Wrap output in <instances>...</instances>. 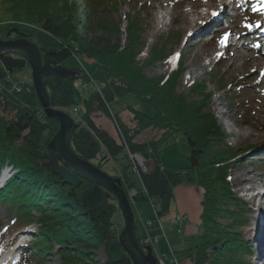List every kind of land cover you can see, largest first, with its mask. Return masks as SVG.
Here are the masks:
<instances>
[{"label":"trees","instance_id":"obj_1","mask_svg":"<svg viewBox=\"0 0 264 264\" xmlns=\"http://www.w3.org/2000/svg\"><path fill=\"white\" fill-rule=\"evenodd\" d=\"M127 2L133 3V12L127 14L122 31L121 20L112 18ZM22 5L33 14L34 28L28 30V37L42 55L50 51L57 64L70 55L95 62L91 69L42 78L51 107L67 110L74 121L68 136L74 153L101 170L109 159L121 161L110 176L122 179L130 203L153 202L156 197L153 210L158 218L170 210L177 186L202 188L200 231L188 254L191 264H253L255 252L244 235L249 218L243 199L228 180L239 159L236 149L224 142V129L210 110L215 93L207 89L205 80L183 82V61L180 58L173 67L164 49L171 36L162 38L164 43L147 45L144 34L150 24L135 15L144 8L143 0H83L87 7L83 13L71 0H13L11 7ZM123 32L124 45L111 40ZM161 61L172 67L170 72L148 75L147 69ZM214 69L208 74L220 85ZM6 77L1 67L0 80ZM76 79L96 87L83 95ZM17 88L8 92L0 87V170L5 164L16 169L0 189V203L9 202L15 212L11 226L1 231L0 251L15 233L34 226L29 242L19 249L23 264H49L54 255L60 264H125L97 259L103 244L119 234L112 223L113 214L120 212L117 200L107 196L101 208L85 211L82 192L91 183L85 179L78 187L64 183L43 156L59 123L43 114L32 81ZM126 95L148 103L155 114L149 116L130 105L111 111L109 102ZM229 99L232 112L248 117V100ZM176 135L190 147L189 165L170 170L161 166L160 154L175 144ZM130 154L138 155L146 167L136 174L138 180ZM136 238L140 246L146 245L145 237Z\"/></svg>","mask_w":264,"mask_h":264},{"label":"rangeland","instance_id":"obj_2","mask_svg":"<svg viewBox=\"0 0 264 264\" xmlns=\"http://www.w3.org/2000/svg\"><path fill=\"white\" fill-rule=\"evenodd\" d=\"M71 1L79 6L81 13L86 11L87 7L83 6V0ZM183 1V10L193 3L199 4L200 2V6L204 5V2L201 0ZM221 1L225 3L229 2V0H214L215 6L213 7H215L216 11L219 10L220 6L218 5ZM143 3L144 8L139 13L135 12V15L144 18L150 24V26L145 28L144 34V40L147 45L164 43L162 42V38L171 36V41L166 42L164 49L166 54L170 55L173 67L177 65L174 61H176L178 55L183 61L185 67L182 75L183 82L189 84L190 82L205 80L207 89L215 93L210 110L215 114L218 123L224 129V133L226 134L224 142L236 149L239 159L230 169L228 180L232 185L233 192L238 197H241L244 202L243 209L249 218V223L244 227V235L249 237L252 250L256 254L257 263L256 261L255 263L264 264V242L258 239V232L261 227V224H259L260 210L250 200L251 195L256 193V191L264 192V187H258V185L264 184V75L263 69L256 66H243L242 70H233V64H243L247 60V55L252 53L251 47L262 42L259 37H261L260 31L264 29V25L257 30L261 20L256 19V17L252 18V16L247 14L250 7H254L257 2H251L249 7V3L245 0H235L226 9L228 17H220L219 24L216 25L217 23H214L215 25L209 26V29L205 33H196L194 40L193 37L188 36L187 28L183 25L180 17L176 21L171 22L172 16L165 15L163 21L161 23L158 22L157 17L170 9L172 5H163V0H143ZM12 4L13 0H0V39H10L6 36L10 31L9 36L13 34V37L15 35V38H17L21 37L19 34H22L24 38L31 41V38L28 37V30L34 28L32 12L24 5L12 8ZM197 9L200 10L199 5ZM131 12H133V3L127 2L122 6L120 12L113 14V20H121V24L118 23V25L122 28V31L124 30L127 14ZM261 14L264 15V11ZM212 15L213 12L210 11L206 18ZM223 24L224 26L229 25L236 28L235 30L237 31L238 29L242 30L240 40L234 46L224 47L223 39L226 36V28L229 27H221ZM14 30H17L19 34L14 32ZM176 33L180 34V37H177ZM111 40L115 42L119 40L124 45L126 41L125 33L123 32L118 37L111 38ZM147 49L148 47H145L144 51H147ZM263 50L264 46L262 47L261 45V48L254 53L255 58L262 57ZM15 55L20 57L19 54L14 53L13 56ZM216 60H219V62L215 65ZM94 63L92 58L70 55L61 65L64 69L75 71L85 68L91 69ZM1 67L3 65L0 61ZM212 67L215 68L214 71L217 73L220 85L215 82L213 76L208 74ZM171 68L165 61H161L150 66L147 69V74L150 76L167 74ZM14 70L11 72L6 70L8 77L0 80V87L4 91L10 92L11 89L19 91V88H17L19 83L32 81L29 65L26 64L24 69L15 74L13 73ZM189 70L192 72H189ZM71 71L68 73H72ZM63 72L61 71L60 73ZM76 80V84L83 95L88 94L96 87L93 82L82 85L80 79ZM231 97L246 100V102L247 100L249 101L250 112L248 117L240 118L236 113L232 112V104L229 99ZM127 105L133 106L149 116L155 114L154 109L148 103L141 101L133 95H126L123 98L114 99L109 102L110 110L113 112L120 111ZM62 111L69 115L67 110ZM72 111L76 113L75 109ZM108 130L112 132V129L108 128ZM236 131H245L251 135H237ZM175 137V144L166 148L160 154L161 166L170 170L189 165L186 157L190 153V147L187 142L180 140V135H176ZM120 162L109 159L104 163L102 169L109 175H115ZM59 164H62L60 159ZM132 170L134 171V166H132ZM134 173L135 180H138L137 172L134 171ZM244 176L253 177V183L251 181H243L242 178ZM251 185L254 186V188H251L253 190L245 191ZM202 194L203 189L198 186H177L174 191V202L170 210L158 219L153 210V205L158 203L156 197L153 199L154 204L152 202H132L131 207L136 225V234L138 237H145V246L150 247L151 254L156 259L157 264L158 259H162L166 264H191L188 254L191 252L189 250L196 244L197 235L200 231L199 216ZM14 214L15 212L11 209L9 202L0 203V233L11 226ZM179 215H181L182 220L178 222L177 217ZM149 219L151 220L149 221ZM112 223L120 234L124 227V221L120 212L117 211L113 214ZM221 223L224 224L226 221L222 220ZM28 231H33V229L29 228L27 231H18L15 234L16 239L14 242L12 243V238H10L4 245L1 255L12 254L15 257V261L8 264H23L18 254V249L21 245L29 242V238L33 233ZM149 236H154V238H148ZM97 259L100 263H104L107 260L103 246L97 251ZM48 263L60 264V259L57 255H54Z\"/></svg>","mask_w":264,"mask_h":264},{"label":"water","instance_id":"obj_3","mask_svg":"<svg viewBox=\"0 0 264 264\" xmlns=\"http://www.w3.org/2000/svg\"><path fill=\"white\" fill-rule=\"evenodd\" d=\"M14 32L18 33L17 30ZM10 31L6 36H9ZM15 39H0V61L8 72L13 69H24L29 65L31 69L32 85L40 102L43 114L59 123L51 142L43 148V156L54 173H58L64 183L73 187L80 185L81 179L91 183L82 192V205L86 212L92 213L103 206L107 196H113L118 203L124 221V227L118 238L107 240L103 249L107 259L113 263L125 264H157L152 256L150 247H141L136 238V225L128 193L123 187L120 177H114L86 160L79 158L68 142L69 132L74 126L73 119L60 109L51 107L48 93L43 84L44 75L61 78L69 74L61 64L50 58V51L43 55L38 47L24 35ZM23 36V37H22ZM19 54L12 57L6 53ZM58 71H64L58 73ZM62 164H59V159Z\"/></svg>","mask_w":264,"mask_h":264},{"label":"bare ground","instance_id":"obj_4","mask_svg":"<svg viewBox=\"0 0 264 264\" xmlns=\"http://www.w3.org/2000/svg\"><path fill=\"white\" fill-rule=\"evenodd\" d=\"M201 1L204 2V5L200 6V2L199 4L193 3L188 8L183 10L182 9V3L184 2L183 0H163V5L170 4L172 6L170 9H168L164 13H161L157 17V20L159 23H161L165 15L172 16L171 22L176 21L180 17L183 25L185 26V28H187V31H188L187 34H189L188 36L193 37V40H194L196 33L198 34L205 33L209 29V26L213 25L214 23H217L216 25H218L220 22L219 18L220 17L222 18L223 15L226 14V8L234 3V0H230L228 3H224L222 15H218L219 14L218 13L214 15L213 17L209 16V18H206V16L209 14L210 11H216L215 7H213L215 6L214 0H201ZM248 1H254V0H248ZM198 5L200 7V10L197 9ZM249 7H250V2H249ZM263 11H264V0H258L257 5L254 7H250V9L247 12V14L249 16H252V18L256 17V19L261 20V24L260 26L257 27V30L264 24V15L261 14ZM225 26L229 27V28H226V31L229 33L231 37L230 40L227 41L226 47L234 46L240 40V37L242 35L241 34L242 30L238 29L237 31L235 30L236 28L230 27L229 25H225ZM225 26L224 24L221 25V27H225ZM259 48H260L259 46H253L251 48L252 53L247 55L248 56L247 60L243 64H236V63L233 64V70L235 71L242 70L244 68L243 66H248V67L256 66L257 68H261L263 69L262 71H264V54L262 57H257V58H255V55H254V53L258 51ZM189 72H192V71L189 70ZM236 134L237 135H248V136L251 135V134L246 133L245 131H236ZM253 179L254 178L250 176H247V177L244 176L242 178L243 181H251V183H253L254 181ZM258 187L263 188L264 184H262L261 186L258 185ZM251 188H254V186L251 185L249 188H246L245 191L253 190ZM250 200L254 204H256L258 210H260V213H259L260 223L259 224H261V227L259 226L260 228L258 232L259 234L258 239L264 242V192L261 193L260 191H256V193H253L251 195ZM7 259L10 262L15 261V257L12 254H9Z\"/></svg>","mask_w":264,"mask_h":264},{"label":"built area","instance_id":"obj_5","mask_svg":"<svg viewBox=\"0 0 264 264\" xmlns=\"http://www.w3.org/2000/svg\"><path fill=\"white\" fill-rule=\"evenodd\" d=\"M130 159L132 160L134 171H136L137 173L139 170L146 171V167L144 166L142 160L138 156L130 154ZM12 172L13 171L11 167L9 166L4 167V169L2 170V178L8 177L10 174H12ZM158 264H166V263H164L162 259H158Z\"/></svg>","mask_w":264,"mask_h":264},{"label":"flooded vegetation","instance_id":"obj_6","mask_svg":"<svg viewBox=\"0 0 264 264\" xmlns=\"http://www.w3.org/2000/svg\"><path fill=\"white\" fill-rule=\"evenodd\" d=\"M16 36L14 35V37H13V34H12V36L10 35V36H8L7 38H10V39H13V38H15ZM8 55H10V56H13V54H10V53H7ZM13 57H17V55H15V56H13Z\"/></svg>","mask_w":264,"mask_h":264},{"label":"snow or ice","instance_id":"obj_7","mask_svg":"<svg viewBox=\"0 0 264 264\" xmlns=\"http://www.w3.org/2000/svg\"><path fill=\"white\" fill-rule=\"evenodd\" d=\"M255 10V9H254ZM213 15H216V13H213Z\"/></svg>","mask_w":264,"mask_h":264}]
</instances>
